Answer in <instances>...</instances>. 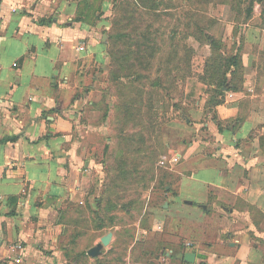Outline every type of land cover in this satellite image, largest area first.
<instances>
[{
  "label": "crops",
  "instance_id": "crops-1",
  "mask_svg": "<svg viewBox=\"0 0 264 264\" xmlns=\"http://www.w3.org/2000/svg\"><path fill=\"white\" fill-rule=\"evenodd\" d=\"M78 2L0 0V264L128 260L144 234L164 232L167 223L170 236L184 238L169 249L174 264H264V27L258 24L244 26L237 85H223L213 113L190 127L204 126L209 137L173 150L181 158L170 166L164 212L152 224L146 210L129 243L112 229L87 232L80 211L72 229L65 228L66 216L55 225L68 195L79 205L95 200L91 170L81 164L85 149L72 141L74 83L83 67L104 66L108 52L97 26L80 19ZM15 242L23 245L21 262L9 253ZM99 243L101 252L91 255Z\"/></svg>",
  "mask_w": 264,
  "mask_h": 264
},
{
  "label": "rangeland",
  "instance_id": "rangeland-1",
  "mask_svg": "<svg viewBox=\"0 0 264 264\" xmlns=\"http://www.w3.org/2000/svg\"><path fill=\"white\" fill-rule=\"evenodd\" d=\"M78 7L108 52L104 66L83 67L74 83L72 141L85 149L95 200L79 205L68 195L55 225L66 216L72 229L80 211L87 232L112 229L129 243L146 210L149 225L164 212L173 169L158 165L161 154L209 137L204 126L190 127L213 113L221 84L237 85L231 57L247 23L264 27V0H79ZM168 224L144 234L128 260L108 264H174L169 249L184 238L170 236Z\"/></svg>",
  "mask_w": 264,
  "mask_h": 264
},
{
  "label": "built area",
  "instance_id": "built-area-1",
  "mask_svg": "<svg viewBox=\"0 0 264 264\" xmlns=\"http://www.w3.org/2000/svg\"><path fill=\"white\" fill-rule=\"evenodd\" d=\"M180 154L179 153H173L171 154L170 156L169 155H162L159 159V165L161 166H172L174 164H176L177 162L180 161ZM190 245V243H188ZM22 249H23V245L22 243L20 242H15V243H12L10 246H9V253L11 255H16L15 257V261L16 262H21L22 261Z\"/></svg>",
  "mask_w": 264,
  "mask_h": 264
},
{
  "label": "water",
  "instance_id": "water-1",
  "mask_svg": "<svg viewBox=\"0 0 264 264\" xmlns=\"http://www.w3.org/2000/svg\"><path fill=\"white\" fill-rule=\"evenodd\" d=\"M102 246H103V244L99 243L98 245L92 247L89 250V253L93 256L99 254L102 250ZM185 258H186V260L193 262L195 260V253H186Z\"/></svg>",
  "mask_w": 264,
  "mask_h": 264
},
{
  "label": "trees",
  "instance_id": "trees-1",
  "mask_svg": "<svg viewBox=\"0 0 264 264\" xmlns=\"http://www.w3.org/2000/svg\"><path fill=\"white\" fill-rule=\"evenodd\" d=\"M231 59H233V61H234L235 64L237 63V56L236 55L233 56V57H231ZM222 86H223V84H221V87ZM221 91H222V89H221Z\"/></svg>",
  "mask_w": 264,
  "mask_h": 264
}]
</instances>
